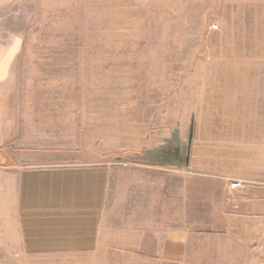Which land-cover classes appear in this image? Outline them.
Returning a JSON list of instances; mask_svg holds the SVG:
<instances>
[{
    "label": "rangeland",
    "instance_id": "rangeland-1",
    "mask_svg": "<svg viewBox=\"0 0 264 264\" xmlns=\"http://www.w3.org/2000/svg\"><path fill=\"white\" fill-rule=\"evenodd\" d=\"M8 47L0 148L18 161L58 150L101 160L105 224L151 234L169 218L218 222L264 264V0H0V58ZM132 161L172 167L121 164ZM2 167L0 264H159L36 237L34 215L53 201ZM232 180L243 187L231 191Z\"/></svg>",
    "mask_w": 264,
    "mask_h": 264
},
{
    "label": "crops",
    "instance_id": "crops-1",
    "mask_svg": "<svg viewBox=\"0 0 264 264\" xmlns=\"http://www.w3.org/2000/svg\"><path fill=\"white\" fill-rule=\"evenodd\" d=\"M10 50V47L1 50L3 54L0 58V69L4 68L5 56L10 53ZM5 151L11 158V163L10 166L2 168L19 171L25 185L43 183L42 198L53 201L37 209L34 216L38 217L35 220L36 224L32 227L35 230L29 231L37 233L35 236L41 237L42 240L56 237L73 242L70 244L72 247L96 246L107 249H129L145 255L149 254L151 263L159 264H210L215 262L252 264L253 262L251 243L244 240L229 243L221 238L220 233L226 229H221L217 221L211 225L212 227L204 229L196 223L188 225L178 220L173 226L169 218L167 222L161 221L159 227H151V234L142 228H125L105 224L101 217L107 214L109 198L107 165L110 164L100 162L101 160L93 164L79 162L76 160V152L62 150L33 152V154L37 153L34 155L37 161H24L23 159L18 161L7 149ZM121 164L147 167L164 172L170 171L172 167L168 164L140 161L121 162ZM175 171L180 172L177 168ZM168 180L162 183L164 188L167 185L168 189L166 193L168 197L163 201L164 206L167 205L170 209L173 182ZM197 190L200 192L198 193ZM200 193H202V188H197L195 193L187 190L182 196L185 199L184 203H181L182 206L191 208L188 196L196 197ZM195 206H197L196 203ZM29 211L26 215H29ZM152 211L151 209V215Z\"/></svg>",
    "mask_w": 264,
    "mask_h": 264
},
{
    "label": "trees",
    "instance_id": "trees-1",
    "mask_svg": "<svg viewBox=\"0 0 264 264\" xmlns=\"http://www.w3.org/2000/svg\"><path fill=\"white\" fill-rule=\"evenodd\" d=\"M7 65L4 66V69H6ZM1 71V69H0ZM6 72V71H5ZM0 166H10L11 158L6 153L5 149L0 148Z\"/></svg>",
    "mask_w": 264,
    "mask_h": 264
},
{
    "label": "built area",
    "instance_id": "built-area-1",
    "mask_svg": "<svg viewBox=\"0 0 264 264\" xmlns=\"http://www.w3.org/2000/svg\"><path fill=\"white\" fill-rule=\"evenodd\" d=\"M243 185H244V183H243L242 180H232V181L229 182V189L231 191H237L240 188H242Z\"/></svg>",
    "mask_w": 264,
    "mask_h": 264
}]
</instances>
